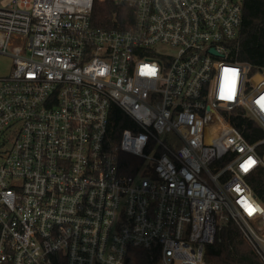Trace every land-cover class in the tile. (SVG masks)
I'll list each match as a JSON object with an SVG mask.
<instances>
[{"label":"built area","instance_id":"obj_1","mask_svg":"<svg viewBox=\"0 0 264 264\" xmlns=\"http://www.w3.org/2000/svg\"><path fill=\"white\" fill-rule=\"evenodd\" d=\"M244 2L0 0V264H205L230 220L264 263Z\"/></svg>","mask_w":264,"mask_h":264},{"label":"trees","instance_id":"obj_2","mask_svg":"<svg viewBox=\"0 0 264 264\" xmlns=\"http://www.w3.org/2000/svg\"><path fill=\"white\" fill-rule=\"evenodd\" d=\"M95 4H99L102 9L105 4L112 3L96 1ZM102 16L109 18V12ZM235 45L238 46L235 50L237 59L252 64V73L264 67V0H245L240 38L235 41ZM116 115V128L122 131L127 125L119 121L125 117L119 111ZM245 136L250 141H255L261 138L263 133L258 131V135L251 136L245 132ZM260 178L264 181V176ZM254 188L257 193L263 191V185L261 187L255 185ZM126 264H159V260L155 254H150L145 249L131 248ZM205 264L264 263L238 225L230 220L223 225L216 241L207 246Z\"/></svg>","mask_w":264,"mask_h":264},{"label":"rangeland","instance_id":"obj_3","mask_svg":"<svg viewBox=\"0 0 264 264\" xmlns=\"http://www.w3.org/2000/svg\"><path fill=\"white\" fill-rule=\"evenodd\" d=\"M12 68V58L0 53V76L8 74Z\"/></svg>","mask_w":264,"mask_h":264}]
</instances>
